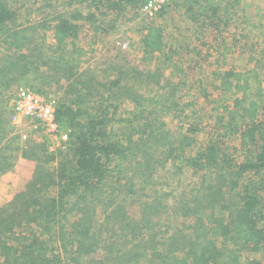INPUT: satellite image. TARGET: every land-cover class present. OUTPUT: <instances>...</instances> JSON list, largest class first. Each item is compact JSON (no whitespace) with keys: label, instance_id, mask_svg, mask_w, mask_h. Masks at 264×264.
Masks as SVG:
<instances>
[{"label":"trees","instance_id":"obj_1","mask_svg":"<svg viewBox=\"0 0 264 264\" xmlns=\"http://www.w3.org/2000/svg\"><path fill=\"white\" fill-rule=\"evenodd\" d=\"M144 1L66 0L63 10L30 23L19 19L9 1L0 0V87L11 86L40 65L53 70L41 75L68 82L56 119L70 128L67 149L60 151L56 166L51 164L58 154L21 148V157L36 161L17 190L9 186L10 200L0 203V264H239L244 251L264 257L260 73L255 68L213 73L223 96L222 110L215 107L220 110L215 115L217 134L194 151L199 129L189 127L188 134L175 135L166 123L167 116L184 112L193 102L182 104L175 85L166 88L159 72L131 70L134 84L146 87L142 92L134 84L124 86L127 71L119 70L113 79L106 73L96 83L90 67L80 69L85 51L75 43L78 22L97 32L103 17L112 15L114 25ZM183 1L186 11L194 2H206ZM210 8V24L216 29L221 13L227 16L223 25L235 15L228 3ZM199 15L190 18L197 23ZM48 29L53 43L47 45L40 30ZM143 30V52L163 54L162 28L149 23ZM149 82L157 84L155 92L146 91ZM206 91L198 89L207 97ZM228 98L230 105L225 104ZM124 100L131 109L121 110ZM7 131L1 124L0 156L6 152L2 142ZM233 136L244 150L241 160L225 143ZM1 161L0 179L12 165ZM169 161L175 170L161 175ZM181 167L197 175L195 185L181 180ZM165 179L175 182L173 191L158 188L167 184ZM172 219L187 225L169 233Z\"/></svg>","mask_w":264,"mask_h":264},{"label":"rangeland","instance_id":"obj_2","mask_svg":"<svg viewBox=\"0 0 264 264\" xmlns=\"http://www.w3.org/2000/svg\"><path fill=\"white\" fill-rule=\"evenodd\" d=\"M7 1L16 9L21 21L38 23L49 13L63 10L66 0H18L17 3L13 0ZM205 1L196 4L193 1V8L186 11L188 6L184 5L185 1L170 0L163 14L157 15L152 20L140 15L138 11L135 12L134 9H129L124 18L112 25L110 21L112 15H107L102 18V27L97 32L89 24L79 21L78 39L75 41L76 45L85 51L80 69L90 67L96 83L104 81L106 73H110L109 78L113 79L118 75L119 70H123L127 71L128 76L123 84L131 86L134 84L133 70L135 72L148 70L159 72L160 82L167 84L166 88L175 85L176 95L181 103L193 102V104L185 107L184 112L180 114L167 116V127L175 135H179L188 134L187 128L196 126L200 132L195 134V142L192 146L194 151L205 144L211 136L217 134L218 125L215 123V115L222 110L220 101L223 96L219 89L215 88L219 81L213 73L230 69L244 71L255 68L260 73L264 87V0ZM227 3L233 6L229 12L233 11L235 15L227 25H223L227 16L221 13L222 23L219 29H216L210 24L213 19L209 18L212 13L210 6L218 4L222 7ZM46 4L50 7H45ZM77 7L83 10V6ZM195 13L200 14L199 25L194 24L189 18ZM234 20L237 24L232 23ZM149 23L159 25L163 30L166 47L161 55L158 53L148 55L143 52L140 45L143 28ZM40 34L45 37L47 45L53 43L51 30H40ZM249 57L252 58L251 61ZM30 71V74H26L11 86L0 87V125L4 123L8 130L2 142L6 145V152L0 156V163L3 159L12 164L0 179V203H6L12 197L13 193L9 190V186L17 190L32 174L36 160L21 157V148L35 147L33 153H41V155L58 154L51 164L52 167L58 165L61 160L60 151L67 149L66 141L70 128L64 120L58 122L57 131L50 133L44 129V123L39 118L19 110L14 99L21 88L28 89L40 98L55 103L57 109L59 103L65 101L63 99L67 96L65 92L68 89V82L65 79L55 81L53 78H44L41 74L53 73V70L47 69L44 65ZM137 86L138 84L135 88L139 91L143 92L146 89L145 86ZM156 88L155 82H149L146 91L155 92ZM200 88L207 89V97L198 93ZM109 93L108 90L105 92L106 95ZM232 98L226 99L225 104L230 105ZM130 105L129 101H122L121 110L129 109ZM215 107H219L220 110ZM227 142L226 145L236 149L234 154L238 160H241L244 150L239 148V139L233 136L225 143ZM169 163L162 170L161 175L167 176L175 170L172 162ZM181 169L183 170V173L180 172L181 180L190 182V186L195 185L197 175L193 170H186L184 167ZM159 181L161 183L163 178L160 177ZM165 181L167 184H158V188L163 191H173L175 182L171 179ZM131 209L137 212L135 205ZM182 225L185 226L187 223L170 220L169 233ZM257 263L264 264V257L260 253L244 251L240 255L239 264Z\"/></svg>","mask_w":264,"mask_h":264},{"label":"built area","instance_id":"obj_3","mask_svg":"<svg viewBox=\"0 0 264 264\" xmlns=\"http://www.w3.org/2000/svg\"><path fill=\"white\" fill-rule=\"evenodd\" d=\"M169 2L170 0H145L140 5L138 12L152 20L166 9ZM14 103L19 110L39 118L44 123V129L48 132L57 131L58 121L55 103L40 98L31 90L22 88L16 95Z\"/></svg>","mask_w":264,"mask_h":264},{"label":"crops","instance_id":"obj_4","mask_svg":"<svg viewBox=\"0 0 264 264\" xmlns=\"http://www.w3.org/2000/svg\"><path fill=\"white\" fill-rule=\"evenodd\" d=\"M189 16V15H188ZM191 16H189V18H190ZM191 19V18H190ZM194 24H196V25H199L200 23L199 22H197V23H194Z\"/></svg>","mask_w":264,"mask_h":264}]
</instances>
